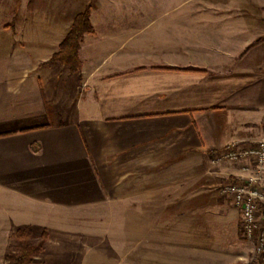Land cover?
Returning <instances> with one entry per match:
<instances>
[{
	"label": "crops",
	"instance_id": "crops-1",
	"mask_svg": "<svg viewBox=\"0 0 264 264\" xmlns=\"http://www.w3.org/2000/svg\"><path fill=\"white\" fill-rule=\"evenodd\" d=\"M210 3L223 15L193 29L190 44L139 60L90 7L94 33L79 41L76 73L48 62L73 15L0 19V264L24 227L47 232L30 264L41 255L53 264L44 249L85 232L88 217L125 215L146 244L182 216L184 201L199 200L184 184L203 161L264 137V40L251 45L264 36V0ZM222 166L220 186L257 173L247 161ZM219 188L207 194L227 201L239 225ZM111 202L126 207L109 212Z\"/></svg>",
	"mask_w": 264,
	"mask_h": 264
},
{
	"label": "rangeland",
	"instance_id": "rangeland-1",
	"mask_svg": "<svg viewBox=\"0 0 264 264\" xmlns=\"http://www.w3.org/2000/svg\"><path fill=\"white\" fill-rule=\"evenodd\" d=\"M212 1L0 0V19L6 22L21 14L25 18H68L69 15L74 18L89 6L95 10L97 20L111 21V26L121 37H126L121 39L119 50L129 52L139 60L145 59V53H160L164 47L190 44L193 34L197 33L193 29L200 28L198 33H201V28L208 26L204 22L209 16L223 15V9L210 7ZM198 19L203 24L194 25L193 20ZM226 163L228 161L206 160L200 170L193 171L197 179L184 184V195L188 190L194 189L195 192L199 188V200L184 201L182 216L168 217L166 231L146 234L148 243L144 242V233H139L142 230L138 227L134 230L133 223L129 225L125 215L104 219L88 217L86 223L81 222L88 227L85 232L74 233L66 243L60 242V247L48 246L44 249L45 257L54 258L53 264H149V257L151 264H244L252 254V244L236 224L234 209L218 193L214 196L207 194L211 189L218 192L221 179L217 171ZM122 207L126 205L117 206L111 202L105 206L109 212ZM139 220L142 223L143 218ZM128 225L132 227L131 233L127 230ZM15 244L14 240L10 247ZM33 261V264L44 263L42 255Z\"/></svg>",
	"mask_w": 264,
	"mask_h": 264
},
{
	"label": "built area",
	"instance_id": "built-area-1",
	"mask_svg": "<svg viewBox=\"0 0 264 264\" xmlns=\"http://www.w3.org/2000/svg\"><path fill=\"white\" fill-rule=\"evenodd\" d=\"M211 160L247 161L257 171L247 178L226 177L219 191L237 209L240 231L252 244V254L244 264H259L258 258L264 255V137L248 146L230 144L216 152Z\"/></svg>",
	"mask_w": 264,
	"mask_h": 264
},
{
	"label": "trees",
	"instance_id": "trees-1",
	"mask_svg": "<svg viewBox=\"0 0 264 264\" xmlns=\"http://www.w3.org/2000/svg\"><path fill=\"white\" fill-rule=\"evenodd\" d=\"M89 6L78 12L67 32L66 36L58 44L56 51L48 60L49 63H61L72 73L78 72L81 68V61L78 57L79 41L83 35L94 32L93 26L89 19ZM264 40V36L252 42L251 45L257 44ZM250 45V46H251ZM16 244L10 247L6 255V264H30L34 255L38 254L47 239V232L43 230L39 236H35L30 227L17 229L12 234ZM37 239L36 243L34 240ZM259 264H264V255L258 258Z\"/></svg>",
	"mask_w": 264,
	"mask_h": 264
}]
</instances>
